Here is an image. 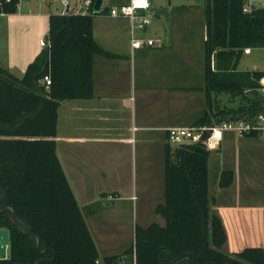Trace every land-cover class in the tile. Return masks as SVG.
<instances>
[{"label": "trees", "instance_id": "trees-1", "mask_svg": "<svg viewBox=\"0 0 264 264\" xmlns=\"http://www.w3.org/2000/svg\"><path fill=\"white\" fill-rule=\"evenodd\" d=\"M96 0L86 11L51 13L48 45L19 76L0 64V187L11 206L35 232L40 251L0 210V229L9 230V253L0 264H162L194 254V264H264V249L248 247L235 254L223 250L227 233L211 211L210 149L203 141H168L165 149L166 201L156 207L166 222L136 224L133 243L123 252L102 256L85 220L57 152L61 100L94 94V57L118 54L103 48L93 34ZM20 0H0V13L16 12ZM243 0H208L204 76L209 109L196 124L254 115L264 110V70H239L246 47L264 46V9L246 13ZM50 74L51 83L42 81ZM240 97L237 106L221 105L214 95ZM217 98V97H216ZM250 135H258L252 133ZM234 179L221 172L220 185ZM2 190L0 188V196ZM100 260V263L96 262Z\"/></svg>", "mask_w": 264, "mask_h": 264}, {"label": "crops", "instance_id": "crops-1", "mask_svg": "<svg viewBox=\"0 0 264 264\" xmlns=\"http://www.w3.org/2000/svg\"><path fill=\"white\" fill-rule=\"evenodd\" d=\"M68 1V8L73 11L84 6V0ZM126 1L103 0L102 5L113 6ZM151 3L149 13L152 21L146 28L137 30V35L153 38L155 43L135 49L130 42L128 18L109 12L95 13L93 34L96 41L118 56L95 55L93 96L63 99L59 106L57 152L80 207L84 206L91 216L94 229L85 220L102 256L118 254L128 248L134 241L137 224H128L127 229L120 232L106 225L104 211L108 209L103 208V202L106 205L110 203L106 198L108 194L115 195L111 201L117 200L118 207L120 204L131 206V203L150 206L147 212L161 215L164 219L162 222L151 221L152 217L150 221L165 224V217L156 211V207L166 201V128L194 124L209 109L205 83L175 84L174 70L178 59H175L174 49L180 40L177 37L179 30L174 16L154 0ZM51 13V9L21 15L18 11L0 13L2 17L11 15L0 18V38L6 34L5 42H0L2 66L23 75L27 64L44 46L40 44L41 39L32 44L23 35L22 24L40 16L47 19ZM48 26L41 29L42 34L47 35ZM12 32L14 36L11 39ZM186 56L188 59V51ZM216 97L214 95L218 100ZM192 98H196V102ZM229 132H225L220 147L214 150L222 149ZM260 135L264 136V132L242 138ZM238 143L253 163L248 166L249 163L241 159L242 155L237 158L234 154L231 159L232 163L235 158V167L231 168L234 179L226 187L242 177L247 178L246 171H250L256 160L264 161L263 143L261 154L257 152L254 141L240 140ZM223 170L217 171L220 176ZM218 185L224 187L220 183ZM219 186L210 194V206L211 211L220 215L226 229L227 241L223 250L235 254L248 247L264 249V204L218 202L217 198L222 194Z\"/></svg>", "mask_w": 264, "mask_h": 264}, {"label": "rangeland", "instance_id": "rangeland-1", "mask_svg": "<svg viewBox=\"0 0 264 264\" xmlns=\"http://www.w3.org/2000/svg\"><path fill=\"white\" fill-rule=\"evenodd\" d=\"M22 1L23 0H21L20 3ZM23 2V5L20 6L19 4L17 9V11L20 12V15L25 12L37 13L48 9H51L52 13H61L64 9L60 0H24ZM154 2L157 5H161V7H163L168 14L174 16L175 26H177L179 30L177 37L180 40L176 43L177 45L174 49L175 59H178V64L175 66L174 70L175 84L188 83L190 85H201L205 83L203 65L205 64V39L207 37L206 12L208 0H154ZM29 5L31 6L27 8ZM8 16L11 15H4L3 17L0 16V18H6ZM37 18H35V20L31 19L24 22L21 28L24 31L23 35L27 36L32 44L39 42L40 39L46 38L45 33L42 34L41 29L47 28L48 18L45 19L46 17L41 16L38 19ZM5 35H2L0 42H5ZM13 36L14 34L12 32L10 38L12 39ZM186 51H188L190 57H188V59ZM246 69L264 70V46L253 47L252 52L245 53L242 56L239 63V70ZM141 83L142 82L140 80L139 85H141ZM217 97L219 98L218 102L221 105L227 104L237 106L240 102V97H232L226 93L218 94ZM192 99L196 102V98ZM228 136L229 137H226L227 140L224 141L225 143H223L224 145L221 150H214L210 153L209 195L218 189L216 186H219L218 184L221 176L217 171L222 170V168L234 169L235 158L231 163V159L234 154H236L234 157L237 158H241L242 155L241 159L249 163L248 166L250 163H253L251 162V157L246 156L243 150H241L238 141L243 140L245 142H256L257 152L261 154V143L264 144V136L260 135L255 138L245 137L247 138L245 139L244 137H239L232 132H229ZM176 143L177 142L175 141H171L172 145H175ZM258 161L256 160L250 171H246V175L250 177L247 181L246 179L248 177H242L240 181H235V183H233L230 187L224 188L219 186V189L222 190V194L217 198V201L226 203L241 202L246 204H264V161L263 163L261 162L262 159H259ZM219 166H221V169H219ZM112 199H108L110 200L108 205L103 202V208L108 209L104 211L106 215V225H108L111 229H114L116 232L127 229L126 225L128 224L134 226L135 223H137L145 226L151 221H164L161 215L156 213L151 215V212H147L150 209V206H134L131 203V206L120 204V207H118L117 205L119 203H117V200L112 202ZM211 203L213 204V200ZM95 207L96 206H92L91 208ZM81 210L86 220L90 223L92 229H94L92 220H90L91 216H89L86 208L81 206ZM104 212H101L100 214L104 215ZM152 217H154V219ZM119 225L122 229L118 228ZM8 253V247L6 248L3 246L2 256H7Z\"/></svg>", "mask_w": 264, "mask_h": 264}, {"label": "built area", "instance_id": "built-area-1", "mask_svg": "<svg viewBox=\"0 0 264 264\" xmlns=\"http://www.w3.org/2000/svg\"><path fill=\"white\" fill-rule=\"evenodd\" d=\"M21 1V0H20ZM64 5L63 12H69V1L60 0ZM90 0H84L85 9ZM151 0H128L110 6L109 13L114 16H123L129 20V35L132 49L143 45H153V38L139 37L137 30L146 28L152 21ZM69 9V11H67ZM242 9L246 13H254L264 9V0H243ZM79 12V11H78ZM3 13V12H2ZM42 46H47L46 38L40 40ZM245 53H250L252 48L246 47ZM42 81L46 86L51 83L50 74H45ZM264 94V86L261 88ZM167 140L175 142H198L203 141L210 150L218 149L227 131L233 132L238 136H247L250 134H260L264 131V110L258 111L254 115H245L238 118H229L219 122H207L203 124L191 125H171L166 128ZM114 194H108L107 199L114 198ZM9 244L4 245L6 248ZM100 263L99 259H96ZM124 264V263H123ZM133 264H137L135 253L133 254Z\"/></svg>", "mask_w": 264, "mask_h": 264}, {"label": "water", "instance_id": "water-1", "mask_svg": "<svg viewBox=\"0 0 264 264\" xmlns=\"http://www.w3.org/2000/svg\"><path fill=\"white\" fill-rule=\"evenodd\" d=\"M103 0H96L94 3V9L97 11H102L104 13H108L110 6H103L102 5ZM69 11V9L67 10ZM85 11V6H82L79 10V12H84ZM2 190V194L0 196V202L3 201L6 197V191L5 189H3L2 187H0ZM0 210L2 211H6L10 217V219L25 233H27L28 235L31 236V238L33 239L34 242V246L36 247V249L43 251L46 250V247H43L40 245V241L39 238L37 236V234L33 231H31L28 226L23 222L22 219H20L15 210L9 206V205H2L0 206ZM9 230L8 229H0V258L2 257V250H3V246L6 244H9ZM53 255L50 258H38L36 260V264H45V260L47 261H51L54 259L55 257V252L54 250H52ZM238 253V252H237ZM193 258H194V254L193 252H191L189 255H184V256H178L175 259L170 260L169 262L165 263L162 262V264H194L193 263ZM18 264H32V263H18Z\"/></svg>", "mask_w": 264, "mask_h": 264}]
</instances>
